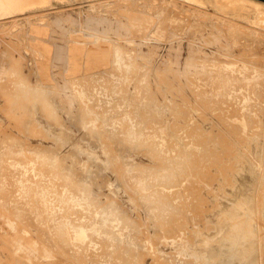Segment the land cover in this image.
<instances>
[{
	"label": "rangeland",
	"instance_id": "374dc122",
	"mask_svg": "<svg viewBox=\"0 0 264 264\" xmlns=\"http://www.w3.org/2000/svg\"><path fill=\"white\" fill-rule=\"evenodd\" d=\"M30 1L0 17V264H264V5Z\"/></svg>",
	"mask_w": 264,
	"mask_h": 264
},
{
	"label": "bare ground",
	"instance_id": "6f19581e",
	"mask_svg": "<svg viewBox=\"0 0 264 264\" xmlns=\"http://www.w3.org/2000/svg\"><path fill=\"white\" fill-rule=\"evenodd\" d=\"M23 2L24 3V1L25 0H0V17L4 14H6V13H14V12H16V11H19V8H18V10L16 9L15 10V8H14V5H17V7H18V5H20V4H18V3H20V2ZM37 1V0H36ZM39 1H41V0H39ZM38 1V2H39ZM44 1V0H43ZM190 1H193V0H190ZM253 1H256V2H258L260 5L262 4V7H263V5H264V3H262V2H260V1H257V0H253ZM22 2H21V4H22ZM31 2V5H32V2H34V0L33 1H30ZM45 2H46V0H45ZM241 2V1H240ZM36 3V2H35ZM196 3V2H195ZM205 3V0H202V2H200V3H198V4H204ZM257 3V4H258ZM27 4V3H26ZM43 4H46V3H44L43 2ZM42 4V5H43ZM28 5H30V3L29 4H27L26 6H27V8L28 7H31V6H28ZM41 5V4H40ZM24 6H25V4H24ZM25 6V7H26ZM14 8L13 10L11 9V8ZM16 7V8H17ZM20 7H21V5H20ZM23 7V6H22ZM25 7L23 8V9H25ZM32 7H34V6H32ZM251 9V8H250ZM12 10V11H11ZM251 10H254V9H251ZM257 10V9H256ZM22 11H24V10H22ZM255 11V10H254ZM255 26H257V27H259V28H261V29H263L264 30V14H260L259 12H258V15H257V18L255 19ZM259 75V74H258ZM21 82V81H20ZM43 96V95H42ZM29 98V97H28ZM31 99V98H30ZM35 100V99H34ZM256 112V111H255ZM85 119V118H84ZM130 127V126H129ZM99 132V131H98ZM127 133V132H126ZM112 148V147H111ZM50 157V156H49ZM168 176V175H167ZM78 181V180H77ZM175 197H176V195H175ZM153 200V199H152ZM156 205V204H155ZM162 205V204H161ZM110 206H111V204H110ZM112 207H113V205H112ZM164 208V207H163ZM123 209V208H122ZM161 215V214H160ZM158 217V216H157ZM162 219V218H161ZM246 233H248V232H246ZM180 234V233H179ZM245 235V234H244ZM119 240V239H118ZM129 250V249H128ZM243 253H244V251H242ZM246 252V251H245ZM248 252H250V251H248ZM244 255H246V254H244ZM121 259V258H120ZM127 261V260H126ZM187 262V261H186ZM129 263V262H128ZM252 264V263H251Z\"/></svg>",
	"mask_w": 264,
	"mask_h": 264
}]
</instances>
